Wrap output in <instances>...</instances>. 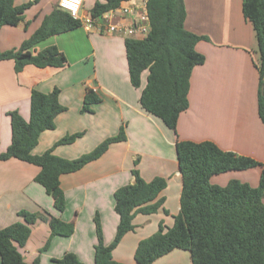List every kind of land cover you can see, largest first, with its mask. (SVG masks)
Here are the masks:
<instances>
[{
    "label": "crops",
    "instance_id": "1",
    "mask_svg": "<svg viewBox=\"0 0 264 264\" xmlns=\"http://www.w3.org/2000/svg\"><path fill=\"white\" fill-rule=\"evenodd\" d=\"M27 2L33 3L21 22L0 28V51L19 48L58 0H13L15 6ZM95 2L83 0L82 11L88 13ZM184 4L185 28L207 40L195 44L205 60L191 71L189 105L179 114L175 131L141 107L139 98L147 71L141 73L139 87L132 86L124 36L79 26L29 49L35 53L55 45L67 59L64 67L28 64L15 72L13 59L0 60V152L11 142L9 112L17 111L24 120L29 119L32 89L49 93L58 88V102L65 107L55 116L54 128L41 132L33 154L52 149L57 156L73 159L118 133L121 126L126 137L110 144L99 158L81 169L60 176L63 211L55 209L51 196L34 181L39 166L17 158L0 160V228L22 221L19 210L48 213L74 224L70 236H51L48 223L38 219L25 245L19 247L26 263L38 259L40 264H51L52 259L72 252L82 263L93 264L97 243L94 216L98 213L103 242L109 244L119 220L113 192L134 181L131 169L135 167L145 181L156 176L167 181L158 195L164 198L163 207L156 213L136 214L134 230L112 250L116 261L135 264L138 242L154 233L161 222L165 229L170 227L179 211L182 182L177 140H210L223 150L264 163V126L257 113L259 53L253 26L242 14L241 0H184ZM86 88L100 97L91 104V111L82 110ZM77 132L83 134L73 142L54 145L63 136ZM259 176V168L233 170L213 175L210 182L224 186L237 179L257 186ZM151 264H191V258L187 250L173 249Z\"/></svg>",
    "mask_w": 264,
    "mask_h": 264
},
{
    "label": "trees",
    "instance_id": "2",
    "mask_svg": "<svg viewBox=\"0 0 264 264\" xmlns=\"http://www.w3.org/2000/svg\"><path fill=\"white\" fill-rule=\"evenodd\" d=\"M124 1L127 0H96L88 12L101 19ZM32 3L15 6L13 0H0V28L21 22L24 11ZM147 10L151 25L149 33L142 38L125 37L124 40L129 79L137 88L141 73L147 71L139 103L144 111L158 117L166 127L175 131L179 114L189 105L191 71L205 60L204 55L195 49V44L207 40V37L185 28L184 0H147ZM241 10L244 18L251 22L257 40V113L264 126V0H241ZM79 26V20L56 6L19 48L0 51V60L13 59L15 72L28 64L64 67L67 59L55 45L35 53L29 49L39 41ZM58 93V88L49 93L32 89L28 120H24L17 111L9 112L11 142L5 151L0 152V160L17 158L39 166L34 181L51 196L55 209L63 211L65 198L60 176L81 169L99 158L110 144L126 137L124 126H121L118 133L106 137L92 150L73 159L57 156L52 149L33 154L32 149L41 132L53 129L55 116L65 110L58 102ZM99 101L100 97L86 88L82 110L91 111V104ZM82 134L65 135L54 145L71 143ZM176 155L182 182L179 211L173 216L170 227L165 229L159 223L154 233L138 242L134 252L135 264H151L173 249L187 250L191 264H264V163L223 150L210 140H177ZM137 163L138 157L134 165ZM251 168L260 169L257 186L237 179L229 180L224 186L210 182L215 174ZM131 174L134 181L113 192L114 210L119 220L109 244L103 242L98 213L94 216L97 243L94 245L93 264H125L113 259L112 250L127 232L134 230L133 218L138 213H156L163 207L164 198L158 195L166 187V179L156 176L145 181L135 167ZM18 215L22 221L0 228L1 264H28L19 247L25 245L31 227L38 219L48 223L51 236L68 237L74 231L72 221L66 222L48 213L19 210ZM48 243L49 240L43 248ZM30 264L40 263L35 259ZM51 264L84 263L74 253L66 252L60 258L52 259Z\"/></svg>",
    "mask_w": 264,
    "mask_h": 264
},
{
    "label": "built area",
    "instance_id": "3",
    "mask_svg": "<svg viewBox=\"0 0 264 264\" xmlns=\"http://www.w3.org/2000/svg\"><path fill=\"white\" fill-rule=\"evenodd\" d=\"M57 6L79 20L86 30L142 38L151 28L147 0H127L106 12L101 19L82 11L83 0H58Z\"/></svg>",
    "mask_w": 264,
    "mask_h": 264
},
{
    "label": "rangeland",
    "instance_id": "4",
    "mask_svg": "<svg viewBox=\"0 0 264 264\" xmlns=\"http://www.w3.org/2000/svg\"><path fill=\"white\" fill-rule=\"evenodd\" d=\"M145 73H146V71H145ZM118 142H120V141H118ZM167 212H168V211H167ZM168 216H169V215H168ZM163 217H167V215H166V214H164V215H163ZM161 223H162V222H161ZM162 224H163V223H162Z\"/></svg>",
    "mask_w": 264,
    "mask_h": 264
}]
</instances>
